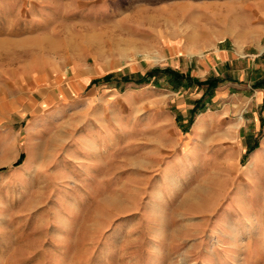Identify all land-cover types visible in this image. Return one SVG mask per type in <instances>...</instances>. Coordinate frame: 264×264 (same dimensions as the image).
<instances>
[{
    "label": "rangeland",
    "instance_id": "obj_1",
    "mask_svg": "<svg viewBox=\"0 0 264 264\" xmlns=\"http://www.w3.org/2000/svg\"><path fill=\"white\" fill-rule=\"evenodd\" d=\"M13 1L15 26L48 21L36 27L50 38L18 60L46 50L43 84L58 93L0 75V264H264V131L242 146L240 131L223 144L200 129L209 106L179 109L190 73L166 44L264 48V0ZM93 67L123 79L110 98L75 92ZM96 126L111 131L100 153Z\"/></svg>",
    "mask_w": 264,
    "mask_h": 264
},
{
    "label": "crops",
    "instance_id": "obj_2",
    "mask_svg": "<svg viewBox=\"0 0 264 264\" xmlns=\"http://www.w3.org/2000/svg\"><path fill=\"white\" fill-rule=\"evenodd\" d=\"M20 7L21 5H15L13 0L12 3L6 4L0 0V18L10 19L7 22L8 25L0 22V59L3 60L4 56L9 54L12 60H16L10 64L11 67L7 70L0 66V75H5L7 81L21 82L25 80L36 84L35 87L40 88L41 86L40 89H45L47 87H44L43 83L48 81L52 71L51 60L44 59L46 50L42 53L32 54V60L21 62L18 58L21 52H25L23 49L33 50L37 42H44V38H50L47 30L36 27V25H43L48 21L45 16H36L30 12L25 17L27 20L20 22L25 27L15 26L17 19H24ZM96 19L98 21V15ZM174 38L166 40L169 50L180 51L176 52L178 55L173 59L172 65L185 74L190 73L186 74L190 76L186 78V86L180 87L172 93L176 97L174 101L179 109L186 113L187 109H193L199 104L205 103L209 109L201 114L196 122H200L202 125L200 129L208 130L209 134L220 136L224 140L223 144L231 143V140L236 143V137L231 134L233 130L240 131L238 135L240 141L238 140L236 145L244 146L253 143V141L247 143V139L252 140L257 131H264V48L253 43L247 44L236 37L234 40L223 42L210 52L199 53L195 52L198 48L195 45L180 41L177 37ZM4 48L6 52L9 49L10 53H4ZM15 53L19 55L14 56ZM40 54L42 57H39ZM15 63L21 66L20 72L13 68ZM97 65L103 66L102 64ZM55 70L57 69L53 71ZM85 70L78 69V75H76V84L78 85L75 92L87 93L88 99L110 98L116 93V85L124 83L121 77L115 78L113 75L106 77V73H99V67L90 68L87 72ZM56 76H60V74L54 75V78ZM60 79L61 76L57 82ZM199 81H206V83L199 85ZM209 83H215L216 86L212 88ZM42 91H38V93ZM64 92L66 93V91ZM46 93L58 92L47 89ZM96 128L97 131L90 140L92 141L91 146L97 147L96 150L100 153L102 152L100 147L109 143L107 140L110 137V129L107 127L105 129L102 126H96ZM214 136L212 139L215 138ZM183 138L185 145L191 144L190 136L186 135Z\"/></svg>",
    "mask_w": 264,
    "mask_h": 264
},
{
    "label": "trees",
    "instance_id": "obj_3",
    "mask_svg": "<svg viewBox=\"0 0 264 264\" xmlns=\"http://www.w3.org/2000/svg\"><path fill=\"white\" fill-rule=\"evenodd\" d=\"M186 78V76H184V75H182V74H178V82H180V83H183V80ZM199 83H200V81H199ZM204 84V83H203ZM213 87H215L216 86V84L214 83L213 85H212Z\"/></svg>",
    "mask_w": 264,
    "mask_h": 264
},
{
    "label": "bare ground",
    "instance_id": "obj_4",
    "mask_svg": "<svg viewBox=\"0 0 264 264\" xmlns=\"http://www.w3.org/2000/svg\"><path fill=\"white\" fill-rule=\"evenodd\" d=\"M40 47H41V45H40Z\"/></svg>",
    "mask_w": 264,
    "mask_h": 264
}]
</instances>
